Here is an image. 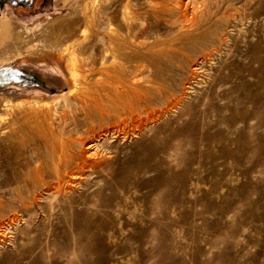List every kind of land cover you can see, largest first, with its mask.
Returning a JSON list of instances; mask_svg holds the SVG:
<instances>
[{
    "label": "bare ground",
    "instance_id": "1",
    "mask_svg": "<svg viewBox=\"0 0 264 264\" xmlns=\"http://www.w3.org/2000/svg\"><path fill=\"white\" fill-rule=\"evenodd\" d=\"M225 2L76 0L80 18L66 28L56 20L32 36L0 25V63L31 41L32 52H56L73 89L56 123L0 119V264H107L125 252L184 264L162 254L171 209L211 204L230 187L220 178L237 169L225 159L248 178L249 141L260 140L249 128L264 127V91L249 93V42L245 62L238 48L214 61L217 47H236L226 29L249 18L227 14L234 1ZM5 13L25 18L11 5ZM250 50L264 72L262 46Z\"/></svg>",
    "mask_w": 264,
    "mask_h": 264
},
{
    "label": "rangeland",
    "instance_id": "2",
    "mask_svg": "<svg viewBox=\"0 0 264 264\" xmlns=\"http://www.w3.org/2000/svg\"><path fill=\"white\" fill-rule=\"evenodd\" d=\"M75 1L39 0L36 6L26 9L25 2L11 0L10 5L18 8L19 14L25 16L23 20L8 17L5 7L9 1L0 0V25L20 30V33L28 31L32 36L39 34L41 24L49 26L56 20L61 21L63 28H66L68 18H80ZM206 1L212 4L221 0H205V3ZM222 1L226 3L225 0ZM233 1V10L227 14L238 16L249 12V18L243 23L237 21L235 27L226 29L228 39H236V47L231 42L217 47L221 52L217 54L218 58L214 57V61H223L238 48L235 56L245 62V54L241 50L249 42V66L255 69L253 74L249 73V93L263 92L264 85L257 87L256 81L262 79L264 83V72L257 71L258 63L250 60V46L261 45V55H264V0ZM163 28L162 24L156 25L160 32ZM80 30H83L77 31L80 35L87 33L84 28ZM31 44L29 41L24 45L21 55L0 63V119L15 126L34 125L37 124L36 121L41 124L58 122L62 112L68 110L73 93L70 76L64 65L60 68L55 65L56 52L52 56L44 49L32 52ZM249 122L253 123V120ZM253 132L260 140L249 141V153L253 152L252 155L249 154V177L241 174V162L225 159L237 169L232 176L220 178L223 182L229 181L231 186L217 191L211 204L194 203L184 208L173 207V220L168 233L162 236V254L170 252L178 255L184 264H264V127L254 130L249 128V134ZM209 180L211 179L207 176L206 184ZM243 184L249 185L240 188ZM207 192L206 187L199 191L190 190L185 196L192 200ZM120 243L135 245L128 241ZM196 253L198 255L194 260ZM140 260L139 256L125 252L110 253L106 262L141 264ZM151 261L152 264H157L155 260ZM166 262L173 264L170 259H166Z\"/></svg>",
    "mask_w": 264,
    "mask_h": 264
},
{
    "label": "crops",
    "instance_id": "3",
    "mask_svg": "<svg viewBox=\"0 0 264 264\" xmlns=\"http://www.w3.org/2000/svg\"><path fill=\"white\" fill-rule=\"evenodd\" d=\"M7 1H9V2H8V5H10V1H11V0H7ZM21 1L25 2L26 6H27V7H24V8H26V9H30V8H33L34 6H36V4H37V2H38L39 0H37V1H35V0H21ZM8 5H6L5 9L7 8ZM13 7L15 8V6H13ZM15 9L18 10V8H15ZM23 11H24V10H23ZM18 12H19V10H18ZM19 13H20V12H19ZM28 13H29V12H28ZM28 13H26V14H28Z\"/></svg>",
    "mask_w": 264,
    "mask_h": 264
}]
</instances>
